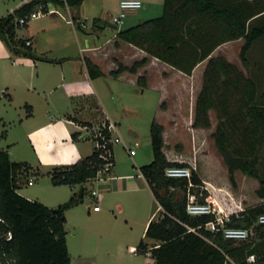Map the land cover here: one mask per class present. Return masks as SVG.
Listing matches in <instances>:
<instances>
[{
  "label": "trees",
  "instance_id": "trees-1",
  "mask_svg": "<svg viewBox=\"0 0 264 264\" xmlns=\"http://www.w3.org/2000/svg\"><path fill=\"white\" fill-rule=\"evenodd\" d=\"M83 1L30 0L0 18V39L15 55L22 54L33 61L60 62L35 54L31 46L26 45L29 39L17 36L16 18L33 11L38 4L52 2L59 8L74 9ZM263 35L264 0H164L161 16L116 33L119 40L187 75L218 46L237 39H243L240 58L247 67L248 52ZM146 62L144 58L130 67L120 65L111 75L116 78L125 71L136 73ZM86 67L91 78L102 75L89 59H86ZM202 78L192 126L211 128L209 111L214 110L217 125L211 136L227 167L229 181L235 186L234 175L240 172L257 180L263 194L264 177L260 166L264 162V92L259 95L256 81L222 56L208 59ZM137 82L145 86L146 78L140 75ZM84 126L91 127L89 123ZM105 133L110 138V132ZM162 133L163 126L153 121L150 125L153 159L139 168L161 208V216L149 222L145 236L159 243L149 249L141 240L136 252L145 254L150 250L153 264H264V224H256L258 217L264 214V203L231 214L217 230L206 228L207 223L216 220L215 212L190 215L187 206L191 196L194 202L212 205L209 193L195 169H191L189 177L166 175L169 167L189 166L168 160L163 151ZM76 137L73 133L72 138ZM109 146L113 150L112 145ZM99 154L94 147L89 156L47 172L54 186H82L68 201L51 208L19 192L33 169L28 162L12 161L8 150H0V264H7L8 259L15 264H71L65 212L81 202L85 192L83 184L94 177L103 164ZM225 227H253L257 239H226L222 230ZM8 231L12 234L10 239L5 236ZM251 255L253 261L248 260Z\"/></svg>",
  "mask_w": 264,
  "mask_h": 264
},
{
  "label": "rangeland",
  "instance_id": "rangeland-1",
  "mask_svg": "<svg viewBox=\"0 0 264 264\" xmlns=\"http://www.w3.org/2000/svg\"><path fill=\"white\" fill-rule=\"evenodd\" d=\"M21 1L0 0V18L6 16L12 8L18 7ZM98 1L86 0L84 8H91L90 6H93V4L99 6ZM141 1L142 7L134 11L135 13H146L155 17L162 15L163 0ZM56 8L59 7L56 6ZM35 9L36 7L33 10ZM105 12L106 14L102 16V25L105 30L102 33L101 42L111 39L116 31L132 26L128 24L134 20L133 12H129L125 16L123 24L116 29L111 27L113 25L112 17L115 14L114 9H108ZM63 14V12H60L59 20L70 19L67 13L64 14L66 18H62ZM45 19L50 20V14L44 13L37 19L29 21L27 25L28 27L38 25L39 28L42 25L45 26L43 24ZM90 20H92L91 17ZM27 25H19L16 28L18 37H23ZM74 31L77 34V40L73 39L68 28H64V33L68 40L72 42V45L63 53L65 52L66 56H78V59L80 56L79 48H84L86 39L91 41L92 38L84 34L87 32L86 29L75 28ZM47 33L49 34V32ZM45 36H47L45 33L40 34L42 45L45 44ZM240 43L243 44L242 41ZM230 50L233 51V46L224 49L227 53ZM57 53L58 50L56 49L51 56H58ZM124 54L127 58L125 52L120 54L110 53L107 57L110 56L113 59L118 69L120 65H124L119 58L120 56L124 57ZM118 55L120 56L117 57ZM247 57V67L243 65L241 60L237 59V63L240 64L246 75L256 81L258 93L261 95L264 92V35L254 42ZM24 59L26 58L22 54L15 55L13 53H10L8 57H0V150H9V153L13 151L12 160L30 161L32 164H36L37 156L33 150L29 132L33 128L42 125L45 94L39 88L45 86V81L44 78L37 80L35 78L36 72L30 68H27L22 76H19L21 68L25 67L23 66V64L25 65ZM17 70L18 72H16ZM143 75L147 78L145 73ZM91 81L96 87L98 85H100V88L102 87V92L98 96L100 100H97L100 107L95 112L96 116H99L98 122H96L99 124L105 120L103 117L108 116L112 124L115 125L112 132L113 137L119 136L121 142L113 145L114 167L112 176L116 177V180L112 182L111 188L102 191L96 200L90 196L92 185L84 183L85 192L81 202L65 212L67 244L72 264H81L78 261V255L84 238L87 236V227L94 228L98 226H100V229L108 230L105 231L123 242L120 246L113 242H104L105 244L98 252L99 264H124L130 260L142 262V258H132L127 250V245L135 244L137 246L139 244L141 238L144 237L145 222L156 207V201L149 187L144 179L140 177L139 168L149 164L153 159L150 125L153 121L162 122L157 116L159 109L162 111V114L159 115L164 119L161 125L163 126L162 136L165 145L163 151L166 157L171 160L184 161L189 166V171L195 169L201 180L216 181L220 187L217 190L219 192H216V196H214L216 200L223 199V203L226 201L230 205V201L224 195L225 192L234 198V203L236 202V205H238L237 209H240L239 207L244 208L246 205L254 204L264 197V190L262 194L259 182L244 177L239 172L234 175L235 186L229 181L227 167L211 136L217 125V116L214 110L209 111L211 128L205 129L204 138L200 140L191 136L192 125L187 123L188 120L192 123L194 121L196 101L193 106H179L174 104L176 102L174 99L167 98L166 102L158 104L159 92L145 86L130 84L115 77L97 76L92 78ZM194 82L200 88L203 84V78L200 77ZM30 86H35L38 90L34 91L32 87L28 90L27 87ZM3 90H7L11 97L3 94ZM262 103H264V99ZM26 104L34 107L32 118ZM176 115H178L180 123L176 122ZM4 133H7L6 139L1 136ZM135 142L139 143L136 147H134ZM124 143L134 150L132 155L127 152ZM85 145V153H91L95 147V139L90 137ZM260 169L264 177V162L261 163ZM48 171L49 169L45 170L42 167L39 169L38 174L35 172L30 173L29 177H34L33 184L24 183L20 188L21 192L28 195L29 198L39 200L42 203L47 202L54 207L68 201L73 192L81 190V185H76L74 188L68 185L54 186L47 174ZM203 184L205 188L206 184L204 182ZM96 204L100 206L101 213L98 216H93V212H91L92 217L88 218L89 211ZM216 217H218L217 214ZM125 219L128 220V224ZM123 230L125 233H122ZM134 254L138 255L140 253L136 252Z\"/></svg>",
  "mask_w": 264,
  "mask_h": 264
},
{
  "label": "crops",
  "instance_id": "crops-1",
  "mask_svg": "<svg viewBox=\"0 0 264 264\" xmlns=\"http://www.w3.org/2000/svg\"><path fill=\"white\" fill-rule=\"evenodd\" d=\"M29 1L30 0H22L21 4L16 8H12L9 13H13L14 10ZM85 1L86 0H84L80 6L74 9L57 8L59 14H50L51 19H45V23H43L45 24V26L42 25L38 28V25H33L31 27H28L27 25V28L23 32L22 38L30 40V46L35 54L42 55L51 59L61 60L60 62L33 61L25 57V65L23 64V66L25 67L21 68V73L19 74V76H22V73L25 72L27 68H30L31 70L36 72L35 78L37 80L44 78L45 81V86L39 88L41 89L40 91L45 94V109L44 117L42 119V125L33 128L29 132L33 150L37 156L36 164H32V162L30 161H25L31 165L33 169L32 172L35 173H38L39 169L42 167H44L45 170L49 169L50 171L58 166L73 164L92 153H85V143L90 137L92 138V134L90 131L86 130V127L88 126H84V123H89L93 127H96L98 125L97 119L99 118V116H96L95 112H97L100 107L97 100H100L98 96L99 93L102 92V87L100 88V85L96 87L91 81L92 78L90 77L86 67V59H89L100 69L102 73L100 77L107 78H114L111 75V72L117 69L113 59L110 56L109 58L107 57L110 53L120 54L121 52H125L127 54V58L125 57V54L123 55L124 57H121L120 55L117 56H120V61L125 66H130L131 60H133V64L134 62L141 59H147L146 64L140 67L136 73L125 71L118 77H116V79L125 80L130 84L138 85V76L145 73L147 77L145 87L159 92L158 104H160L161 102H166L167 98H170L174 99L176 101L174 104L179 106H193L194 102L196 101V97L201 89V87L199 88L194 80H198L200 77H202L208 63V59L210 57L222 56L228 62L235 64L242 70L240 64L237 63V59L241 60L240 48L242 45L240 42H243V39L229 41L218 46L212 52L209 58L199 62L195 66L190 75H187L175 69L171 65L153 56H150L149 54H147V52L134 45L119 40L116 37V33L119 30L116 31L111 39L106 40L105 42H101L102 33L105 30L102 25V16L106 14L105 11H108V9H114V12L116 14L119 10V3L121 0H99V6L93 4V6H90L91 8L87 7V9L84 8L86 6ZM60 12H63L64 14L67 13L70 19L65 21L59 20L58 18L60 16ZM132 12L134 20H132V22H129L128 24L132 26L155 17L149 16L150 14L146 13L137 14L134 11ZM64 14L62 18H66V15ZM90 17L92 20L89 21ZM94 19H96L95 23H93ZM111 27L114 28V25H111ZM64 28H68L69 32L72 33V37L74 40L78 39L77 34L74 31L75 28L86 29L87 32H85L84 34L92 38L91 41L86 39V46L84 48H79L80 56L78 59V56H66L67 54H64L65 52L63 53V51H66L72 45V42L68 40V37L64 33ZM47 32H49V34ZM43 33L47 35L45 36V46L42 45V40L40 38V34ZM17 36L19 35L17 34ZM232 46L233 51L230 50V52L228 53L224 51V49H228V47L232 48ZM56 49L58 50V53L56 54L58 56H51L53 51H55ZM249 51H251V49ZM9 52L11 53V51L0 39V57H8L10 54ZM13 63L15 62L13 61ZM18 70L16 72H18ZM31 87L34 91L38 90V88H36L35 86L27 87V89L30 90ZM2 93L11 97L10 93L7 90H3ZM27 106H30L28 109L31 112L30 117L32 118L34 107L30 104H26V107ZM157 113V116L161 119L160 121H162L159 123L162 124L164 122V119L162 118V116H160L162 114V111L159 109ZM177 116L178 115H176V122L180 123L181 121ZM103 118L108 119L110 122H112L108 116H105ZM187 123L192 125V121L190 120H188ZM191 129L193 130L191 136H194L195 138L197 137L200 140L204 138V133L206 132L205 129L194 128L193 126L191 127ZM73 133L77 134L76 139L72 138ZM6 137L7 133L5 134L4 139H6ZM12 157L13 151H11L10 153L11 160ZM176 161L184 162L181 160ZM240 174L243 175L242 173ZM243 176L247 177L245 175ZM140 177L144 179L145 183L147 184V181L141 175V173ZM115 180L116 177L113 181ZM202 181L206 184L205 189L209 193L208 200L215 208L216 214L219 218L224 219L227 215L238 214L247 207H252L257 204L264 203V197H262L258 202L254 204L246 205L244 208L239 207L240 209H237L238 205H236V202L234 203V198L225 192L224 195L230 201V205L226 201L223 203V199H215L214 196H216V192H219L217 190L220 188L216 181L205 179H202ZM19 192L29 197L28 195L21 192L20 189ZM231 202L233 203L231 204ZM44 204L48 207H53L47 202H45ZM91 212H93V216H98L101 213V209L99 211H94L92 208L89 211V216H87L88 218L92 217V215H90ZM160 216L161 208L156 202L155 209L152 211L145 222L144 237L141 238V240H143L148 245L149 249H151L154 245H157L159 242L155 241L154 239L147 238L145 236V231L149 222L152 220H157ZM125 222H127L128 224L127 219H125ZM99 227L100 226L94 228L87 227V236L84 238L81 251L78 255V261L81 264H99L100 258H98V252L100 251L102 245L105 244L104 242H113L118 246L123 243L119 238L113 237L109 232H106L108 230H103ZM65 231L67 241V230L65 229ZM122 233H125V231L123 230ZM248 239H251L253 241L257 239L254 230L253 234ZM136 247L137 246L135 244L127 245V250L132 255V258H142V262L130 260L124 264H153V258L151 257L150 250H148L145 254L143 253L135 255L133 249H135Z\"/></svg>",
  "mask_w": 264,
  "mask_h": 264
},
{
  "label": "built area",
  "instance_id": "built-area-1",
  "mask_svg": "<svg viewBox=\"0 0 264 264\" xmlns=\"http://www.w3.org/2000/svg\"><path fill=\"white\" fill-rule=\"evenodd\" d=\"M142 7V3L139 0H121L119 3V10L117 14H115L112 17V23L116 27L120 26L124 22L125 16L132 11L137 10L138 8ZM59 14L56 6L54 3L49 2L46 5L45 4H38L36 6V9L26 13L20 17L16 18V23L18 25H27L29 21L37 19L38 17L42 16L43 14ZM26 45H31L30 40H26ZM113 127H115L112 122H110L108 119H105L101 123H99L96 127H86L87 131H90L92 134V137L95 139V148L100 152L99 158L103 160V164L100 167V169L97 171L96 175L92 178H89L87 180V183L92 185V189L90 190V196L94 199H98L100 196V193L105 190H109L113 180L115 179L114 176H112V171L114 167V161H113V150L109 145H113L115 143H120L121 139L119 136L113 137L112 130ZM110 132V138H107V135L105 131ZM139 143L135 142L134 147L138 146ZM124 147L126 148L127 152L132 155L134 153V150L131 147H128L124 143ZM170 161H176L171 160ZM142 175V174H141ZM166 175L169 177H189L190 171L187 167H169L166 170ZM34 177H29L27 184H33ZM101 208L98 204L93 206L94 211H99ZM187 212L190 215H201V214H208L210 212H216L213 205L210 204H201L194 202V197H190V203L187 206ZM230 215H227L224 219L216 217V220L214 222H209L206 224V228L210 230H217V226L223 227V224L225 221L229 219ZM256 224H264V214H261ZM223 230V236L226 239L236 240V241H242L248 239L253 234V227L251 228H233V227H225ZM5 236L7 239H10L12 237V234L10 231H8ZM133 252L136 253V249H133ZM249 260L253 261L254 256L251 255L248 258ZM1 261V256H0ZM7 264H15L14 260L8 259Z\"/></svg>",
  "mask_w": 264,
  "mask_h": 264
},
{
  "label": "water",
  "instance_id": "water-1",
  "mask_svg": "<svg viewBox=\"0 0 264 264\" xmlns=\"http://www.w3.org/2000/svg\"><path fill=\"white\" fill-rule=\"evenodd\" d=\"M114 28H116V26L114 25ZM85 136V135H84Z\"/></svg>",
  "mask_w": 264,
  "mask_h": 264
},
{
  "label": "bare ground",
  "instance_id": "bare-ground-1",
  "mask_svg": "<svg viewBox=\"0 0 264 264\" xmlns=\"http://www.w3.org/2000/svg\"><path fill=\"white\" fill-rule=\"evenodd\" d=\"M216 203V202H215ZM217 204V203H216Z\"/></svg>",
  "mask_w": 264,
  "mask_h": 264
}]
</instances>
